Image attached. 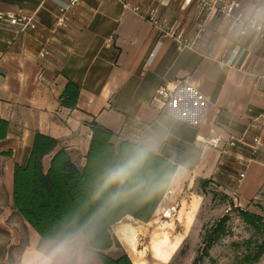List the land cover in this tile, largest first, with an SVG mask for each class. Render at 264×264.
<instances>
[{
	"label": "crops",
	"instance_id": "obj_1",
	"mask_svg": "<svg viewBox=\"0 0 264 264\" xmlns=\"http://www.w3.org/2000/svg\"><path fill=\"white\" fill-rule=\"evenodd\" d=\"M0 12L38 23L25 32L0 24V120L9 124L0 140V246L18 219L41 239L13 198L16 166L27 164L36 135L58 140L84 168L94 124L115 143L155 137L152 153L178 166L150 223L127 217L113 227L134 264H166L163 251L149 258L138 249L139 236L204 227L213 214L202 210L218 198L264 218V0H0ZM69 83L80 88L74 110L61 105ZM163 87L174 91L165 109L154 101ZM210 137L245 143L223 154L202 141ZM236 164L246 165L242 181Z\"/></svg>",
	"mask_w": 264,
	"mask_h": 264
},
{
	"label": "trees",
	"instance_id": "obj_2",
	"mask_svg": "<svg viewBox=\"0 0 264 264\" xmlns=\"http://www.w3.org/2000/svg\"><path fill=\"white\" fill-rule=\"evenodd\" d=\"M80 88L69 83L62 98V107L76 109ZM8 122L0 120V140L6 138ZM140 145L114 142V135L94 124L92 144L84 168H79L69 152L60 148L58 140L38 133L29 160L17 165L14 176V209L39 234L42 241L62 242L86 229V243L101 264H134L123 251L118 257L109 254L114 248L123 250L113 227L127 217L150 223L170 190L178 166L163 156L150 152L142 167L123 185H113L98 198L96 192L107 170L123 161ZM51 157L50 167L44 161ZM135 189V191H132ZM128 192L117 202L109 203L113 194ZM104 209L101 214L100 210ZM241 218L255 231L264 235V218L238 210ZM229 215L207 231L202 253L193 264H201L210 256L211 249L228 235ZM264 256V243L255 252H249L247 264L259 262Z\"/></svg>",
	"mask_w": 264,
	"mask_h": 264
},
{
	"label": "rangeland",
	"instance_id": "obj_3",
	"mask_svg": "<svg viewBox=\"0 0 264 264\" xmlns=\"http://www.w3.org/2000/svg\"><path fill=\"white\" fill-rule=\"evenodd\" d=\"M220 200L218 198L217 201L205 204L202 214L206 216L205 212H209L213 215L205 219L204 227L198 223L187 234L179 228L176 230L179 234L168 230L163 232L161 228H150L139 236L138 249L145 252L149 258L152 256V250L157 249V253L163 251V262L166 264H193L205 246L206 230L225 215L231 214V221L227 226L228 235L211 249V257H206L201 264H247L244 261L245 256L249 252H255L257 247L264 243V235L245 224L233 208L229 211L230 204L227 201ZM17 225L16 232L11 230L6 236L7 246H0V264H46L49 259L71 260L72 264H101L86 240L68 250L66 243L42 241L26 224L21 226L19 219ZM123 251L124 249L114 248L109 254L118 257ZM254 264H264V256Z\"/></svg>",
	"mask_w": 264,
	"mask_h": 264
},
{
	"label": "built area",
	"instance_id": "obj_4",
	"mask_svg": "<svg viewBox=\"0 0 264 264\" xmlns=\"http://www.w3.org/2000/svg\"><path fill=\"white\" fill-rule=\"evenodd\" d=\"M218 1H225V0H217V2ZM76 4H77V0H71V6H75ZM238 7H239V4L233 3L230 6H226L225 9H227L228 14H232L234 10ZM64 22L65 21L63 18L59 20V23L61 25H63ZM0 24L17 27L22 32H25L28 30H35L38 27V23H37L35 16H28L24 14H9L5 12H0ZM257 29L262 33V36L264 37V25H258ZM46 55H47L46 52L42 54L43 57H45ZM173 93L174 91L169 88H165V87L160 88L154 96V101L155 103L158 104L159 108L165 109L170 105L171 100L173 99ZM202 141L208 144L209 146H212L213 148L221 151L223 154H225L227 149L229 148H235V147L244 145L245 138L232 137L228 140H223L218 137H210L206 139L202 138ZM260 143H261V138L254 139L255 147L259 145ZM223 165H224V162H223ZM234 168L239 175L240 181H242L246 177V173H247L246 165L236 164ZM178 212H179V206L175 205L165 210L163 213V217L165 220H169V219L174 218Z\"/></svg>",
	"mask_w": 264,
	"mask_h": 264
},
{
	"label": "clouds",
	"instance_id": "obj_5",
	"mask_svg": "<svg viewBox=\"0 0 264 264\" xmlns=\"http://www.w3.org/2000/svg\"><path fill=\"white\" fill-rule=\"evenodd\" d=\"M157 147L158 144L155 137H150L142 146L132 150L123 161L107 170L101 178L98 190L96 192V197L98 198L102 193H104L113 185H123L142 167L148 154L152 151H155ZM132 191H135V189H133ZM128 194V192H117L113 194L109 203H115L122 196H126ZM103 211L104 209L102 208L100 210L101 214L103 213ZM87 235L88 234L86 229H81L80 232L71 235L65 242L66 248L70 250L73 246L82 243L87 239ZM46 264H72V261H54L52 259H49L48 261H46Z\"/></svg>",
	"mask_w": 264,
	"mask_h": 264
}]
</instances>
